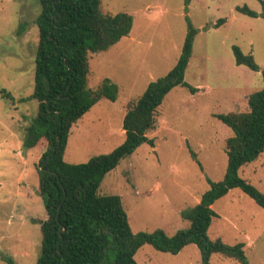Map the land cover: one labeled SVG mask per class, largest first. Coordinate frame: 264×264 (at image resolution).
<instances>
[{
	"label": "rangeland",
	"instance_id": "374dc122",
	"mask_svg": "<svg viewBox=\"0 0 264 264\" xmlns=\"http://www.w3.org/2000/svg\"><path fill=\"white\" fill-rule=\"evenodd\" d=\"M185 1L100 0L102 14L126 13L133 26L116 45L91 55L87 87L94 91L109 79L118 95L115 102L102 99L72 127L64 155L68 164H83L124 141L127 103L176 65L188 18L197 34L184 81L195 92L181 86L171 90L148 134L154 148L141 145L104 176L98 189L100 196L121 197L134 234L162 230L173 236L190 226L181 212L200 202L210 189L207 180L220 182L226 171L225 143L233 132L215 116L246 112L248 97L263 88L264 0H189L187 6ZM238 7L258 16L243 15ZM39 15V0H0V264H37L41 255L40 222L46 215L38 153L22 148L24 129L38 109L31 96ZM234 46L253 57L258 72L236 65ZM239 176L264 194V152ZM212 209L219 218L210 224L209 240L244 243L249 264H264V210L239 189ZM134 258L138 264H202L195 245L177 255L145 245ZM210 264L238 263L213 255Z\"/></svg>",
	"mask_w": 264,
	"mask_h": 264
},
{
	"label": "trees",
	"instance_id": "16d2710c",
	"mask_svg": "<svg viewBox=\"0 0 264 264\" xmlns=\"http://www.w3.org/2000/svg\"><path fill=\"white\" fill-rule=\"evenodd\" d=\"M39 3V40L31 96L38 109L24 129L22 141L24 151L38 153V188L46 215L40 222L42 241L37 264H138L135 254L145 245L171 255L195 245L202 264H210L213 255L249 264L244 243L230 246L220 239L210 241L208 230L212 220L219 218L213 204L232 190L239 189L264 210V194L239 176L244 166L264 152V73L263 88L248 97L246 112L215 116L233 132L225 143L226 171L220 182L207 180L210 189L200 202L181 212L190 226L173 236L162 230L134 234L121 197L100 196L98 189L104 176L141 145L154 148L148 134L156 128L158 108L166 95L178 86L195 92L184 76L197 31L186 18L187 33L176 65L165 77L149 83L140 98L127 103L122 123L124 141L108 154L83 164H68L64 155L72 127L102 99L115 102L118 95V87L109 79L94 91L88 89L91 55L107 51L127 37L133 19L126 13L102 14L100 0ZM185 3L187 6L189 0ZM236 10L251 18L258 16L247 7ZM223 23L221 20L216 26ZM232 51L236 65L259 71L251 55H243L235 46Z\"/></svg>",
	"mask_w": 264,
	"mask_h": 264
},
{
	"label": "crops",
	"instance_id": "0c3cea01",
	"mask_svg": "<svg viewBox=\"0 0 264 264\" xmlns=\"http://www.w3.org/2000/svg\"><path fill=\"white\" fill-rule=\"evenodd\" d=\"M19 102H20V100H19ZM122 134L124 135V131H122Z\"/></svg>",
	"mask_w": 264,
	"mask_h": 264
}]
</instances>
